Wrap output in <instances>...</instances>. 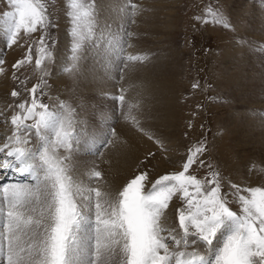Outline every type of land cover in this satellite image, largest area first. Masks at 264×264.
Wrapping results in <instances>:
<instances>
[{"label":"snow or ice","instance_id":"1","mask_svg":"<svg viewBox=\"0 0 264 264\" xmlns=\"http://www.w3.org/2000/svg\"><path fill=\"white\" fill-rule=\"evenodd\" d=\"M6 3L11 10L0 15V29L8 47L18 45L21 33L39 34L12 69L32 63L35 54L40 76L38 83L25 88L29 98L14 105L11 134L0 143V171L35 182L0 185V264H264V185L229 182L225 190L219 171L203 159L208 148L202 141L188 149L179 170L156 178L147 170L138 171L115 194L78 180L71 153L111 144L115 128L104 131L101 125L109 117L99 111L94 130L82 138L75 109L61 103L60 110L53 111L42 102L49 87L45 77L52 74L48 64L58 62L51 35L58 24L45 0ZM137 7L129 3L128 11L134 14ZM97 15L96 0H67L71 55L63 71L70 77L79 76L89 47L103 55L116 51L124 68L127 62L143 60L125 55L122 40L97 31ZM197 19L233 27L221 0L209 4ZM4 63L0 58V73ZM10 95L17 98L21 92L13 88ZM115 99L123 103L125 96ZM131 122L143 131L135 117ZM196 164L207 167L204 178L190 173ZM89 176L99 180L102 173L93 169ZM174 197L180 202L175 208L178 227H165L162 217ZM233 197L238 210L230 204Z\"/></svg>","mask_w":264,"mask_h":264},{"label":"rangeland","instance_id":"2","mask_svg":"<svg viewBox=\"0 0 264 264\" xmlns=\"http://www.w3.org/2000/svg\"><path fill=\"white\" fill-rule=\"evenodd\" d=\"M45 2L58 24V27L52 30L51 35L56 41L54 54L57 60L62 56V61L60 65H56L57 63L48 64V70L52 74L45 77L49 87L44 90L46 95L41 97L42 102L48 104L53 111H59L61 103H66L75 109L77 112L75 119L82 138L94 130L92 125L96 114L103 111L109 118L103 122L101 127L105 132L115 128V135L110 137L113 147L116 146V141L129 142L132 145V139H144L140 140L139 145L138 141H134L139 150L137 149L136 153L132 154V163L124 162L123 166L117 170L116 175L121 178L116 181L120 185L115 184L116 187H119L118 190L138 171L147 170L150 176L156 178L160 174L179 170L188 154V149L193 147L197 141H202L207 145L208 152L203 159L206 164L211 163L219 171L225 190L228 189L229 182L242 187L264 185V171H261L264 168V159L259 156V153L264 154V150H258L254 146L257 152L252 149L253 153L246 149H240L239 146L236 150L233 146L236 142L234 140L238 138V133H235L233 129H237L238 125L242 123L241 120L243 122L250 120L252 124L256 123V125H260L259 128H264V0H221L226 7V15L229 16L233 25L231 29H225L213 23L205 24L202 20L197 19V17H203L207 6L215 4L216 0H96L98 7L97 31L103 30L108 35H114L117 40H122L125 46V55H139L143 57V60L127 62L128 67L124 68L120 63L121 57L116 51L108 52L104 56L98 54L96 48L89 47L81 61V69L87 64L86 61L90 60L96 67H102L109 75L108 78L107 76L105 78V84L103 82L100 83L101 85H95L89 89L84 82L80 81L82 70L75 78L63 71L64 74H67L65 79L57 80V77L63 74L58 73V68L60 71L63 70L71 55V41L68 35L70 27L65 18L67 0H45ZM129 3L138 6L134 14L128 11ZM166 5L168 10L175 9L174 13L178 22L172 29L174 35L164 34L159 37L157 28L154 29L150 25V29H148L149 27L142 25L144 23L142 21L147 19V15L145 18L143 16L145 13L149 15L155 12L157 18L163 20L166 13L164 14L162 11L167 12L168 10H164L162 7ZM9 10L11 8L7 5L6 0H0V15ZM207 19L211 21L210 16ZM133 20L135 23H132ZM104 25L107 27H103ZM258 27L259 30H256ZM152 29L155 31L153 32ZM64 33H67L66 44L62 41L61 36ZM126 33L131 35H125ZM38 35L37 33L28 36L21 33L18 45L8 47L7 37L0 29V58L5 61L2 65L5 71L0 73V77L2 76L6 83L1 79L0 84L8 85L7 89H10V92L13 88L21 92L20 97L9 96L12 103L6 104V106L11 111L21 99L29 98L25 88H30L33 84L38 83L40 72L35 67V54L32 63L26 62L18 70L12 69V65L26 55L28 45L35 46ZM158 57L161 58L158 64L169 69L167 74L171 76V83L169 79L168 88L164 85H157L156 90L146 77V70L149 67L152 74L155 73L152 61H157ZM167 64L168 66H166ZM134 66L137 68V73L133 71V74L137 75L135 80L130 79L132 74L130 69ZM121 68H123L122 71H120ZM247 73L257 79L256 86H259L254 90L261 96L255 94L252 98L248 97L247 102L240 104L238 100H242L250 88L242 87L240 91L237 89L239 86L236 85L235 91L230 90L229 82L236 80V75L242 77ZM17 76L19 80L16 79ZM193 85L198 86L193 87ZM160 92L165 94L166 100L156 97ZM248 93L252 95L255 91ZM121 94L125 96L123 103L115 99ZM167 100L170 102V107L174 109L175 116L166 109ZM7 112L6 110L0 112V118H2V122L6 121L11 125L10 116L5 115ZM132 117L139 121L143 131L133 125ZM111 144L100 147L97 143L96 148L90 150L79 147L71 153L70 162L73 160L80 164V171L77 173L81 175L79 180L83 184L86 183L85 186H96L101 189L104 181L110 185L114 184L112 179L107 176L109 173L103 163L104 156L101 157V154L107 152ZM97 148L99 154H96ZM124 148V152L129 154L130 147L125 145L121 150ZM244 152H248L247 156L244 154L245 161L238 156L239 153L243 155ZM247 159L249 160L247 161ZM88 162L92 165L85 172L83 170L86 168L82 166L87 165ZM93 169L102 173L101 179L95 180L89 176V172ZM189 171L198 178H204L208 169L196 164ZM241 175H243L242 178H240ZM34 183L31 181L20 184L34 185ZM0 184L2 183L0 182ZM179 203L174 197L170 204L171 208H169L170 216L175 214L174 209L179 206ZM230 204L234 210H238L234 197ZM174 222L178 224V220Z\"/></svg>","mask_w":264,"mask_h":264},{"label":"bare ground","instance_id":"3","mask_svg":"<svg viewBox=\"0 0 264 264\" xmlns=\"http://www.w3.org/2000/svg\"><path fill=\"white\" fill-rule=\"evenodd\" d=\"M169 2V1H168ZM162 3V2H161ZM117 4V3H115ZM123 4V3H122ZM168 4V3H167ZM126 6V5H125ZM159 6V5H157ZM167 5L166 6H163L162 9H167ZM171 7V6H170ZM109 10V9H108ZM168 10V9H167ZM175 9L173 8H170L167 12L165 11H162V13H166V16H165V19H159L157 18V15L155 14V12H152L151 14L148 15V13H145L144 14V18L145 16L147 15V19H144V23H142V25L146 26V27H149L150 25L152 26V28L154 27V29L157 28V32L159 34V37H162V35L164 34H168L170 36L174 35V32L172 29H174V27L176 26L177 22H178V18L175 16ZM111 15V14H110ZM164 16V15H163ZM160 17V16H159ZM162 18V17H161ZM101 20V19H100ZM143 20V19H142ZM146 20V21H145ZM152 20V21H151ZM118 22V21H117ZM141 24V23H140ZM255 24V23H254ZM145 27V28H146ZM144 28V29H145ZM147 29V28H146ZM150 29V27L148 28ZM153 30V29H152ZM256 30H259V27L256 28ZM145 31V30H143ZM155 30H153L154 32ZM160 31V32H159ZM67 33H64V34H61L62 36V41L64 42V44H66V41H67V36H66ZM150 34H152L150 32ZM165 37V36H164ZM167 37V36H166ZM165 37V38H166ZM156 38V37H155ZM170 39V37H169ZM154 40V39H153ZM156 41V40H154ZM165 42V41H164ZM167 42V41H166ZM162 45V44H161ZM64 53V52H62ZM115 54V53H114ZM105 56V55H104ZM66 59V58H65ZM159 59L161 58H157L156 60L157 61H152V65H154V70H155V73L152 74V72L149 70V67H147V78L149 80V82L155 87L156 89V86L157 85H164V86H169V79H170V74H167V72L169 71L168 68H166L165 66L161 65V64H158V61ZM57 64L56 65H60L61 64V61H62V56L59 57V59L57 60ZM162 61V60H161ZM160 61V62H161ZM165 61V60H163ZM174 62V61H173ZM86 65L82 66V73L80 75V81L81 82H84L87 89L91 88L92 86H95V85H99L100 83L102 84L106 79V76L108 78V73L105 72L104 69H102V67L98 68L96 67V65L92 64V62L89 60V61H86ZM255 63V62H254ZM63 65H64V62H63ZM168 66V64L166 65ZM96 67V68H95ZM260 68V67H259ZM112 70V69H111ZM132 70V74H131V78L130 79H133L135 80L136 78V74H133V71H136L137 73V68L136 66L132 67L130 69V71ZM58 73L61 74L63 73V70L60 71V68H58ZM128 71V72H130ZM251 71V70H250ZM249 72V71H248ZM252 72V71H251ZM250 72V74H251ZM171 73V72H170ZM230 76H231V69H230ZM252 73H255L252 72ZM249 73L245 74L244 76L240 77L238 75H236V80H231L229 82L230 84V90L233 89L235 91V86H239L237 89H240V91L242 90V87H246L248 86L247 88H250V90L248 92H252L255 93L252 94V95H249V93H245V97L242 99V100H238V102L241 104V103H244V102H247V98H252L255 96V94H258L256 92V88H258V86H256L257 84V79L253 76H251ZM67 74H61L57 77V80L58 81H61L62 79H65ZM4 76V75H3ZM2 77V76H1ZM0 77V80L3 79V77L1 78ZM8 77V76H7ZM175 78V77H174ZM6 79V78H5ZM230 80V79H229ZM2 81V80H1ZM4 81V79H3ZM123 81V80H122ZM65 82V80H64ZM5 83V81H4ZM67 83V81H66ZM170 83H171V79H170ZM6 84V83H5ZM5 84H0V112H4L6 110H8L7 114L5 115H9L10 116V112H12L10 109H7V106L6 104H9V103H12V100L9 98L10 96V89H7L8 85L5 86ZM100 84V85H101ZM105 84V82H104ZM129 84V83H128ZM59 87V86H58ZM103 87V86H102ZM263 87V85H262ZM107 88V87H106ZM109 90V89H108ZM157 90V89H156ZM246 90V89H245ZM261 90V89H260ZM103 91V90H102ZM237 91V90H236ZM239 91V92H240ZM259 91V89H258ZM91 92V91H90ZM232 92V91H231ZM239 92H238V95H239ZM263 92H264V88H263ZM262 92V93H263ZM234 93V92H233ZM243 92H241L242 94ZM96 94V93H95ZM94 94V95H95ZM92 95V94H91ZM243 95V94H242ZM260 94H258L259 96ZM261 96V95H260ZM263 96V95H262ZM156 97H160L158 99L162 100V99H165V94L163 93H158L156 95ZM236 97V96H234ZM242 97V96H241ZM256 98V97H255ZM258 98V97H257ZM234 99V100H235ZM240 99V98H239ZM264 99V98H263ZM166 100V99H165ZM255 100V99H254ZM257 100V99H256ZM261 100V99H260ZM259 100V101H260ZM251 101V100H250ZM261 102V101H260ZM238 103V104H239ZM252 104H254L253 102H251ZM246 104V103H245ZM244 104V105H245ZM249 104V103H248ZM258 104V103H257ZM261 104V103H260ZM3 105H5V107H3ZM262 105V104H261ZM166 109L175 116V114L173 113V108L170 107V102L167 100V104H166ZM172 109V110H171ZM248 112V111H247ZM77 113V112H76ZM257 113V112H256ZM4 115V114H3ZM238 116V115H237ZM244 117V116H243ZM230 118V117H229ZM250 118V117H249ZM239 121L241 120V118L239 117L238 119ZM246 120V119H245ZM8 121V120H7ZM229 121V120H228ZM235 121H236V118H235ZM242 123H240L237 127V129L235 128L236 127V124H235V129H233L235 131V133H238V138L237 139H233L234 141H236L233 146H234V149L237 150V146H239L240 149H246V151L248 152H253L252 149L254 150V152H257L254 148V146H256L258 148V150H264V128H259L258 125H256V123L252 124L250 122V120H246L245 122H243L241 120ZM232 123V122H231ZM226 124V122H225ZM234 126V125H233ZM11 130H12V126L8 124V122H2V118H0V143H3V138L10 135L11 134ZM140 140H144V139H132V142L133 144L131 145L129 142L128 143H125L124 141H116V146L113 147V145L111 144L110 145V148L107 149V152H103V154H101V157L104 156L102 159L105 167H106V171L107 173H109L108 178L112 179V182L114 184L111 183L108 184V182L106 183L105 181L103 182V184L101 185V191L102 192H110L112 194H115V192L118 190L119 187H116L115 184H119V182H116V181H119V178L120 176L116 175L117 173V170L123 166L124 162H126V164H131L132 163V158H133V153H136V150L138 149L137 147V144L139 145L140 143ZM134 141H138V143H134ZM141 141V142H142ZM145 142V141H144ZM143 142V143H144ZM114 143V142H113ZM237 143V144H236ZM145 144V143H144ZM125 145H128L130 147V150L128 151L129 154H126L124 152L125 147L123 150L122 147L125 146ZM139 150V149H138ZM131 152V153H130ZM238 152V151H237ZM248 152H244L243 155H240L239 153V158L242 157V159H244V161L246 160V154ZM253 152V153H254ZM263 152V151H262ZM246 156H245V155ZM260 154V155H259ZM258 155L261 156L263 159H264V154H261L259 153ZM248 157H250V155H248ZM247 157V158H248ZM93 159V158H92ZM235 159H236V156H235ZM249 159H247L248 161ZM71 161V160H70ZM85 161V160H84ZM83 161V162H84ZM91 161V160H90ZM71 166H73V168L75 169L76 173L78 171H80V164L77 162V161H74L72 160V162H70ZM102 164V163H101ZM92 164H90V162H88L87 165H84L82 167H85L86 170H83V171H87L89 169V167L91 166ZM100 165V163H99ZM103 165V164H102ZM101 165V166H102ZM100 168V166H98ZM78 169V170H77ZM92 169V168H91ZM241 169V168H240ZM103 170V169H102ZM238 170V169H236ZM242 170V169H241ZM82 174V173H81ZM84 175V174H83ZM115 176H116V179H115ZM79 177V178H78ZM81 175L77 173V178L78 180L80 179ZM85 177V176H84ZM243 175L240 176V178H242ZM87 179V178H86ZM121 179V178H120ZM2 181H6V183L4 185H11V184H19L20 182H31V179L28 178V177H22V176H19L18 174L14 173V172H7V173H4L2 171H0V182ZM80 181V180H79ZM108 181V180H107ZM122 182V181H121ZM85 183V182H84ZM88 183V182H87ZM86 184V183H85ZM84 184V185H85ZM93 185V184H92ZM120 185V184H119ZM118 185V186H119ZM99 186H100V183H99ZM123 186V185H122ZM96 187V186H95ZM121 187V186H120ZM175 202V201H174ZM171 208V207H169ZM175 210V209H174ZM173 216H170V209L169 211L167 212L166 211V214H165V217H162V221H163V225L165 227H168V226H174V225H178L177 222H174L176 221V216L175 214H172Z\"/></svg>","mask_w":264,"mask_h":264}]
</instances>
